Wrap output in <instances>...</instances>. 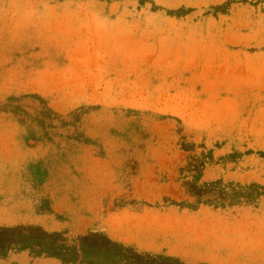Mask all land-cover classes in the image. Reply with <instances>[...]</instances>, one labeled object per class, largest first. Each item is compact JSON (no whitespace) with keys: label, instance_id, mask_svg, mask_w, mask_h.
<instances>
[{"label":"rangeland","instance_id":"obj_1","mask_svg":"<svg viewBox=\"0 0 264 264\" xmlns=\"http://www.w3.org/2000/svg\"><path fill=\"white\" fill-rule=\"evenodd\" d=\"M165 197L205 202L216 264H264V0H0V226L74 248L0 264H134L81 237Z\"/></svg>","mask_w":264,"mask_h":264},{"label":"crops","instance_id":"obj_2","mask_svg":"<svg viewBox=\"0 0 264 264\" xmlns=\"http://www.w3.org/2000/svg\"><path fill=\"white\" fill-rule=\"evenodd\" d=\"M163 199L162 205L140 202L143 206L131 209L130 214L113 211L103 219L93 220L90 230L104 231L110 238L139 251L176 257L187 264H216L212 258L211 231H191L187 228L186 213L198 212L205 202L197 199L193 203L186 198ZM170 208L178 210V216L173 214L175 217H168L173 213L166 211ZM151 210L161 213L155 216Z\"/></svg>","mask_w":264,"mask_h":264},{"label":"trees","instance_id":"obj_3","mask_svg":"<svg viewBox=\"0 0 264 264\" xmlns=\"http://www.w3.org/2000/svg\"><path fill=\"white\" fill-rule=\"evenodd\" d=\"M33 243H37L42 251L53 255L67 257L74 254V248L63 232L48 231L43 226L35 224L0 226L1 250L27 249L31 248ZM81 245L83 253L94 254L96 251H104L134 264H187L176 257L139 251L110 238L106 233L89 232L81 237Z\"/></svg>","mask_w":264,"mask_h":264}]
</instances>
